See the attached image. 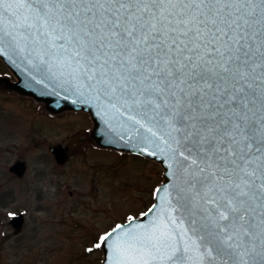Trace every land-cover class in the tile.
I'll list each match as a JSON object with an SVG mask.
<instances>
[{
  "label": "snow or ice",
  "instance_id": "obj_1",
  "mask_svg": "<svg viewBox=\"0 0 264 264\" xmlns=\"http://www.w3.org/2000/svg\"><path fill=\"white\" fill-rule=\"evenodd\" d=\"M5 43L168 157L108 264H264V0H0Z\"/></svg>",
  "mask_w": 264,
  "mask_h": 264
},
{
  "label": "rangeland",
  "instance_id": "obj_2",
  "mask_svg": "<svg viewBox=\"0 0 264 264\" xmlns=\"http://www.w3.org/2000/svg\"><path fill=\"white\" fill-rule=\"evenodd\" d=\"M1 76L13 79L0 59ZM92 125L85 113L54 116L42 103L0 89V264H101L97 238L154 204L160 165L92 142L80 151ZM57 144L68 148L63 167L49 152ZM17 160L28 164L24 178L9 172ZM20 212L27 219L17 233L10 220Z\"/></svg>",
  "mask_w": 264,
  "mask_h": 264
},
{
  "label": "water",
  "instance_id": "obj_3",
  "mask_svg": "<svg viewBox=\"0 0 264 264\" xmlns=\"http://www.w3.org/2000/svg\"><path fill=\"white\" fill-rule=\"evenodd\" d=\"M0 58L3 59L6 66L12 70L18 82H11L8 78H0V86H3L8 90H16L21 95H27L37 99L40 102L46 104V108L52 113H62L67 110L84 111L91 115L94 121V130L92 137L97 141L98 145L114 148L117 150H124L131 153H137L143 157H147L152 160H156L162 164L166 170L165 180L166 182L159 188L164 189L167 186L171 188V182L175 179L172 176V169L169 167L168 157L164 153L155 148V145L148 144L144 137L148 134L141 129L139 132L135 131V128L130 122L122 121L118 117H113L112 114L105 116L100 112L95 103H88L84 98L79 97L74 91L67 85L60 86L58 82L50 79L49 75L38 70V67L34 64L28 63V58L25 53L17 51L14 47L9 46L7 43L0 45ZM148 147L149 150H154L155 155H147L140 151L141 148ZM53 153L56 154L59 162H64V152L60 147L53 148ZM12 172L17 173L19 176H23L26 171V165L22 162H17L11 169ZM160 197H165L164 191L160 192ZM156 204L161 203L156 195ZM151 217H148L150 219ZM146 218L136 219V222H143ZM21 217H17L14 221L15 226L20 228ZM128 224V223H127ZM125 224V227H127ZM112 240L107 242V247H104L105 261L103 264H108L111 260Z\"/></svg>",
  "mask_w": 264,
  "mask_h": 264
}]
</instances>
